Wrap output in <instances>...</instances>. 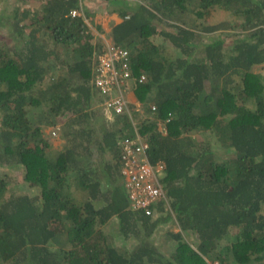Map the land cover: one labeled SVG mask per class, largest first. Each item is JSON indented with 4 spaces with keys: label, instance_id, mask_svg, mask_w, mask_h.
<instances>
[{
    "label": "trees",
    "instance_id": "obj_1",
    "mask_svg": "<svg viewBox=\"0 0 264 264\" xmlns=\"http://www.w3.org/2000/svg\"><path fill=\"white\" fill-rule=\"evenodd\" d=\"M38 1L35 10L0 14V29L10 26L13 41L8 47L0 38V163L23 166L24 182L41 190L40 196L0 200V264L263 261L264 77L254 68L264 64V0H125L115 9L123 20L111 38L131 50L132 92L145 109L137 120L132 104L133 118L149 143L150 161L166 164L170 208L161 202L156 219L133 210L124 191L117 136L134 135L130 118L109 121L101 111L106 121L93 123L101 101L93 62L101 47L85 20L89 13L71 15L85 0ZM213 7L243 18L227 48L224 39L204 40L205 33L229 27L207 24ZM155 35L178 55L165 57ZM49 39L56 48H72L65 78L48 77L58 66H49L50 59L60 56ZM142 75L146 79L137 81ZM68 113L61 127L67 143L48 152L45 129ZM197 132H212L232 154L222 157L210 140L198 141ZM91 144L98 151L94 160ZM72 186L82 191L80 200ZM6 187L0 176V197ZM114 217L118 235L137 239L135 246L116 245V235L104 232ZM168 222L165 240L174 249L166 256L151 237Z\"/></svg>",
    "mask_w": 264,
    "mask_h": 264
},
{
    "label": "rangeland",
    "instance_id": "obj_2",
    "mask_svg": "<svg viewBox=\"0 0 264 264\" xmlns=\"http://www.w3.org/2000/svg\"><path fill=\"white\" fill-rule=\"evenodd\" d=\"M129 1H136V0H129ZM83 10L89 13L88 17H85V20L90 26V29L93 33V42L96 45V48L99 46L102 48L106 45V43L113 42L111 38V30L112 27L115 24L120 23L123 18H121L118 13L115 11L116 8L113 7V5H117L115 0H85L82 2ZM39 1L38 0H0V14H4L3 16L12 15V11L16 7H20L21 9L31 8L35 10L38 8ZM102 15V16H101ZM85 16V15H84ZM205 21L204 19H199V22ZM207 24H219V23H225L228 24L229 27L225 29H220L215 32L211 33H205V41H212L215 38H221L226 40L228 43L225 45L226 48L229 47L228 44L231 41V38L233 35L238 34L242 30L243 26V18L240 16H236L234 14H231V12L226 11L223 8L220 7H213L211 8L210 15L208 19L206 20ZM231 26V27H230ZM10 27V26H9ZM9 27H2L0 29V38L1 42L10 47L13 44V41L8 38L9 34ZM42 33V32H41ZM40 33V34H41ZM152 40L156 44H160L163 47V55L167 58H174L178 55L177 49H175L171 42L164 38L161 35H155L152 37ZM49 46L51 48H56L54 46V43L51 39H49ZM57 53L59 56L58 60H55V57H52L49 61V66L53 63H56L58 66L55 70H50L48 72V77L51 78H59L63 77L65 78L67 76V65H65V61L70 62V53L72 51V48L70 47H63L58 46L56 48ZM95 58V57H94ZM94 63V62H93ZM53 71V72H52ZM254 71L261 73V75L264 77V64L258 65L254 68ZM47 80L46 82H48ZM133 84V83H132ZM130 92L128 94V98L132 100L133 102L137 103L139 102L133 95L132 92V85L130 86ZM247 105L249 107H255L254 103L248 102ZM100 109V113L98 112L97 116L93 118V123L97 126V124L100 122H105V114L103 107L100 106V103H98L95 106L96 108ZM44 109L45 106L41 105L37 110L40 111L41 109ZM142 112H136L134 113L135 118L139 116V114H145V109L142 107ZM101 111L103 112V116L101 114ZM139 113V114H137ZM71 114L68 113L66 115H60L58 119V126H48L45 129V134L50 138V141L52 143V147L48 149V152L53 150H61L64 146V144L67 143V139L61 135L62 129L61 127L67 122V120L70 118ZM136 118V119H137ZM138 120V119H137ZM0 126H1V118H0ZM159 130L163 133L164 126L162 122L159 123ZM194 137L198 141H204L207 140L211 141V148L215 150L219 155L226 158L232 154V151L230 149H227L225 146L221 144L220 139L213 134L212 132H197L194 134ZM90 149L92 153L94 154L92 156V159L98 158V151L95 146V144L90 145ZM107 159L112 160L113 156L110 153H107L106 155ZM162 173L161 175H163ZM24 175V167L20 165H7V164H1L0 163V176L3 177L4 180L7 182V187L5 192L0 197L1 202L7 201L10 199V197L14 195H24L28 194L31 196H40L41 190L39 187H30V185L26 182H24L23 179ZM125 193L127 194V190L124 189ZM71 192L74 195V197L78 200L82 198V191L78 190L75 186L71 187ZM159 214H157L156 217H158ZM170 222L167 224H161L155 229V233L152 235L151 240L156 244V246L163 252L166 256H169L174 249L173 244L171 242H166V232L167 229H169ZM118 219L116 217L112 218L104 227L103 230L107 234H114L115 239L113 240L116 245H124L127 248H131L137 244V239L130 238L128 240H124L122 236L118 235ZM176 230H179V228L176 227ZM235 230H232L231 236L229 237V240L234 237ZM118 235V236H117ZM193 240H196V236L193 234H188ZM228 241V239H227ZM226 242V241H225ZM214 264H218V262H215ZM252 264H264L263 261H254Z\"/></svg>",
    "mask_w": 264,
    "mask_h": 264
},
{
    "label": "built area",
    "instance_id": "obj_3",
    "mask_svg": "<svg viewBox=\"0 0 264 264\" xmlns=\"http://www.w3.org/2000/svg\"><path fill=\"white\" fill-rule=\"evenodd\" d=\"M83 13L82 6L71 11L73 17ZM92 75L93 85L101 96L100 106L103 107L106 119L114 121L116 117L127 114L133 125L134 135L124 133L117 136L121 173L131 208L142 210L152 217L159 214L158 205L161 202L169 210L164 174L161 175L165 173L166 164L161 160L156 163L150 161L149 143L139 132L131 106L133 104L134 111L140 113L143 111L142 104L128 98L130 86L136 81L131 67V50L114 42L106 43L95 53ZM145 79V75H142L137 81Z\"/></svg>",
    "mask_w": 264,
    "mask_h": 264
},
{
    "label": "crops",
    "instance_id": "obj_4",
    "mask_svg": "<svg viewBox=\"0 0 264 264\" xmlns=\"http://www.w3.org/2000/svg\"><path fill=\"white\" fill-rule=\"evenodd\" d=\"M115 1L117 5H113L114 8H117L118 6L123 5V2H125V0H115Z\"/></svg>",
    "mask_w": 264,
    "mask_h": 264
},
{
    "label": "clouds",
    "instance_id": "obj_5",
    "mask_svg": "<svg viewBox=\"0 0 264 264\" xmlns=\"http://www.w3.org/2000/svg\"><path fill=\"white\" fill-rule=\"evenodd\" d=\"M83 4H81V6H82ZM83 8V7H82ZM84 11V10H83ZM83 15H84V13H83ZM93 83V82H92ZM134 95V94H133Z\"/></svg>",
    "mask_w": 264,
    "mask_h": 264
}]
</instances>
